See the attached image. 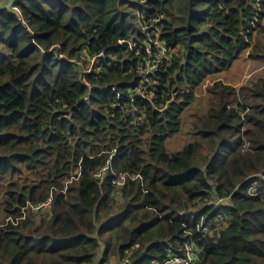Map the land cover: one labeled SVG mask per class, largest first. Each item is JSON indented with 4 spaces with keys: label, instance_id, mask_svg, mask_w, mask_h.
Returning a JSON list of instances; mask_svg holds the SVG:
<instances>
[{
    "label": "trees",
    "instance_id": "obj_1",
    "mask_svg": "<svg viewBox=\"0 0 264 264\" xmlns=\"http://www.w3.org/2000/svg\"><path fill=\"white\" fill-rule=\"evenodd\" d=\"M263 29L264 0H0V264H264V77L184 127Z\"/></svg>",
    "mask_w": 264,
    "mask_h": 264
},
{
    "label": "rangeland",
    "instance_id": "obj_2",
    "mask_svg": "<svg viewBox=\"0 0 264 264\" xmlns=\"http://www.w3.org/2000/svg\"><path fill=\"white\" fill-rule=\"evenodd\" d=\"M259 41L264 45V29L260 30L258 33ZM250 49L244 52V55L240 56L236 61L232 63L229 69L219 73L217 76H213L212 78L207 79L201 86H199L198 90L196 91L197 97L192 105L189 107L187 111V119L185 120L184 127L188 125V118L192 117V113L194 112H202L205 109L206 103L203 95L206 92V88L208 85H211L214 81L220 80L224 83L232 84L234 86H240L245 83H248L251 79H256L257 77H264V63L260 64L261 66L258 67L255 61H252L249 58ZM93 59V58H92ZM89 63L83 65V68H88L90 65L93 64V60ZM147 70V69H146ZM88 72V71H87ZM189 140V135L186 133V130L180 131L177 135L171 137L167 142V148L169 151L173 149H179L183 144H185ZM77 169V170H76ZM75 172H78L79 169L76 167ZM118 180V179H117ZM67 181H64V187L62 192L65 193V186ZM118 183L119 182L118 180ZM59 190H57L58 192ZM53 192V191H52ZM8 200L7 197H3V192H0V223L2 221H7V213L4 210L6 206V201ZM51 204V203H50ZM48 204L45 207H48ZM100 256L96 259V264L99 260ZM114 262L113 260H111Z\"/></svg>",
    "mask_w": 264,
    "mask_h": 264
},
{
    "label": "built area",
    "instance_id": "obj_3",
    "mask_svg": "<svg viewBox=\"0 0 264 264\" xmlns=\"http://www.w3.org/2000/svg\"><path fill=\"white\" fill-rule=\"evenodd\" d=\"M11 1L16 2L18 0H11ZM84 99H85L86 102L88 101L87 96H85ZM124 180H125L124 175H121L119 177V182L123 183ZM51 200H52V197L50 195L46 199L45 202H42V203H40L37 206H32V208L33 209H37L39 206L40 207H45V206H47L48 204L51 203ZM29 205H31V204H29ZM23 213H24V211H23ZM21 217L23 218L24 216H21ZM193 251H194V243L193 242H187L185 244V254L184 255L172 256V257L168 258L167 260H165L163 262V264H190L192 262V259H193ZM151 264H158V263L154 262V263H151Z\"/></svg>",
    "mask_w": 264,
    "mask_h": 264
},
{
    "label": "crops",
    "instance_id": "obj_4",
    "mask_svg": "<svg viewBox=\"0 0 264 264\" xmlns=\"http://www.w3.org/2000/svg\"><path fill=\"white\" fill-rule=\"evenodd\" d=\"M2 5H9L10 0H1Z\"/></svg>",
    "mask_w": 264,
    "mask_h": 264
}]
</instances>
